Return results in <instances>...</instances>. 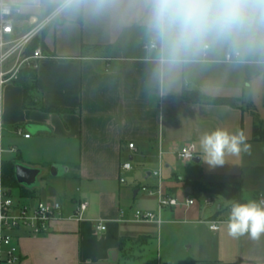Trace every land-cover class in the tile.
I'll return each mask as SVG.
<instances>
[{"label":"crops","instance_id":"0c3cea01","mask_svg":"<svg viewBox=\"0 0 264 264\" xmlns=\"http://www.w3.org/2000/svg\"><path fill=\"white\" fill-rule=\"evenodd\" d=\"M7 1L23 10L16 17L15 38L29 30L30 18H44L63 5L62 0ZM149 35L139 0H114L101 8L65 7L34 40L36 49L47 57L36 67L34 102L24 108L23 88L16 82L4 88V144L6 149L16 148L17 154L6 152L0 161H15L12 158L16 157L17 163L40 170L64 166L68 169L65 177L75 184L64 198L65 218L54 221L48 233H15L20 264H264V234L257 239L248 234L233 237L226 224L218 232L209 230L207 221L228 218L222 205L204 220L192 212L200 204L190 211L164 209L162 223H152L159 228L158 240L131 228L143 224L133 221L134 202L144 195L143 187L158 184L153 172L160 162L166 169L164 192L179 199L199 201L205 196L194 192L192 183L239 187L245 202L263 198L264 193V61L245 57L242 64H228L225 57L231 49L216 47L183 65L162 87L154 77L149 49L144 48ZM185 91L234 103L185 101ZM42 105L62 112H42ZM18 128L30 137L17 136ZM217 128L243 131L251 148L240 156H226L222 167L210 168L201 159L199 139ZM186 147L199 161L194 167L193 161L182 163L177 158ZM126 161L137 167L129 172L136 181L132 187L127 181L120 183V166ZM179 163L193 174L191 181L181 176ZM148 197L155 200V208L141 211H157V198ZM16 198L41 200L36 191L34 197L21 199L17 194ZM81 202L88 204V210L78 222L71 216ZM166 213L180 218L175 222L179 226L197 223L207 227L209 235L194 234L199 230L196 227V231L181 234L182 244L169 240L166 247L169 235L162 231ZM100 224L105 231L98 230ZM140 237L151 240L145 246L137 242L121 246V239ZM154 241L156 258L149 255Z\"/></svg>","mask_w":264,"mask_h":264},{"label":"clouds","instance_id":"9594fccd","mask_svg":"<svg viewBox=\"0 0 264 264\" xmlns=\"http://www.w3.org/2000/svg\"><path fill=\"white\" fill-rule=\"evenodd\" d=\"M114 0H62L64 7L97 8ZM147 17L154 77L163 87L176 72L216 47L230 48L238 58L264 61V0H139ZM201 159L210 168L222 167L225 157L240 156L251 145L243 131L217 128L199 139ZM231 204L224 222L230 236L264 234V198ZM101 227L103 225L101 224Z\"/></svg>","mask_w":264,"mask_h":264},{"label":"built area","instance_id":"2783aa9c","mask_svg":"<svg viewBox=\"0 0 264 264\" xmlns=\"http://www.w3.org/2000/svg\"><path fill=\"white\" fill-rule=\"evenodd\" d=\"M64 5L56 9L51 14L41 19L30 18L28 20L30 28L21 37L15 38L16 17L23 15L22 7L7 0H0V160L4 153L17 154L14 147L4 149L5 125L2 121V96L4 88L18 80L19 74L24 68L36 69L40 60L46 59L40 49H36L32 54L26 55L25 52L29 45L54 21L62 11ZM144 48L149 49V43L144 44ZM225 63L239 65L244 63L242 58H238L231 50L226 54ZM15 134L19 137L28 139L30 135L24 134L21 128L16 129ZM129 149L135 150L134 144H129ZM177 158L182 163L192 162L195 154L189 149L184 148L177 153ZM161 161V153H160ZM0 161V166H1ZM163 164L160 162L159 170L153 173L158 184L153 188L143 187L142 192L150 197H156L158 201V210L152 211H134L133 221L137 223H162V211L184 207L190 209L198 204L208 206L212 204L216 197L205 195L201 200L196 198H184L168 195L163 189L162 179ZM133 169L130 161H126L120 166V183H125L124 175ZM262 198L255 199L259 201ZM231 204L224 207L227 215L230 212ZM88 210V204L81 202L71 219L81 222L85 219V213ZM64 206L57 200H35L21 201L14 194L8 191L2 183L0 173V264H20V249L17 243L15 233L26 231L30 235H42L50 231L51 225L56 220L65 218ZM124 213L121 214L123 219ZM228 218H218L207 221L206 224L211 232H218ZM105 227L98 226V230L105 231Z\"/></svg>","mask_w":264,"mask_h":264},{"label":"rangeland","instance_id":"374dc122","mask_svg":"<svg viewBox=\"0 0 264 264\" xmlns=\"http://www.w3.org/2000/svg\"><path fill=\"white\" fill-rule=\"evenodd\" d=\"M31 85V83L29 84ZM33 92V91H32ZM35 96V95H34ZM33 96V97H34ZM4 149H6L5 144H4ZM41 152V154L43 153V151H39ZM6 154H3L4 158H6L7 156H5ZM3 158V159H4ZM14 160H18L16 157L12 158ZM178 167V171H180L181 176H183V178L185 180L191 181L189 179H193V174L191 172H189L188 170L182 169L181 168V164L179 163L177 165ZM196 166V164L193 162L192 167ZM137 167L135 165H133V173L135 172V170ZM159 170V166H157L156 171ZM163 173H162V177L164 172L166 171L165 168H163ZM154 173V172H153ZM65 174H62L58 177H54L50 174V170L49 168H43L41 169V174L38 177L37 181H38V187L36 188V194L38 195V197L43 200H57L59 202H61L62 204H65L66 201H64V198L66 196H68L69 194H71L73 192V190L75 189V184L73 182H69L68 178L65 177ZM125 181H127V185L129 187L134 186L135 184V179H134V175L132 173H126L125 176ZM142 178H145V174H142ZM143 183V181H142ZM14 196H17V192L15 191ZM263 198H264V193L262 194ZM201 197V196H200ZM134 206H133V211H137V210H142V209H154L155 208V200L149 198L146 194H140L138 201L134 202ZM224 206L226 207L228 205V202L225 201L224 199L217 197L216 200L208 205V206H204L201 204L200 209H194L192 212L194 213V215H196L197 217L201 218V220L207 219L209 217H211L212 215H214L217 210L219 209V206ZM182 207V206H180ZM191 209V208H190ZM190 209L188 211H190ZM180 218H178L175 214L174 215H170L169 213H166L163 215V221H164V227H162V231H164V233L167 234L168 238L165 239V246L167 247L168 244L167 242H169V240L175 241L178 244H182L183 241L179 240V237L181 236V234L186 235L187 232H193V230H195L196 227H199V230L195 233H199L201 235H209V231L207 227L204 226H198L197 223H193V224H184L182 226H179L181 224H176L175 222H179ZM172 221L169 224L172 225H167L168 221ZM186 221H189V219H186ZM192 227V228H191ZM131 228L135 231H139L141 232L143 235H148V236H152L154 238H157L158 240V236H159V228L152 223H143V224H138V225H133L131 226ZM196 231V230H195ZM193 234V235H194ZM187 237V236H184ZM164 246V247H165ZM150 252H153V254H149L150 256H155L156 258V253H157V241L152 242L151 246L149 247ZM129 256L131 257H135L136 253L135 252H129Z\"/></svg>","mask_w":264,"mask_h":264},{"label":"trees","instance_id":"16d2710c","mask_svg":"<svg viewBox=\"0 0 264 264\" xmlns=\"http://www.w3.org/2000/svg\"><path fill=\"white\" fill-rule=\"evenodd\" d=\"M36 50V44L33 41L27 48L25 54L30 55ZM37 74L36 69L24 68L19 74V78L16 81L18 85L23 88L24 92V108H29V106L34 102V92L36 90ZM31 83V85H29ZM33 91V92H32ZM183 99L185 101H192L193 99H198L209 104L215 105H232L234 102L231 99L226 98H213L208 99L199 93L185 91L183 94ZM40 110L45 113H60V109L46 107L44 105L40 106ZM15 161H2L0 166V173L2 178L3 186L10 191L12 194L16 191L21 199L34 197L35 190H29L18 184L15 178V165L18 164ZM191 189L199 194L203 195H213L215 197H220L227 201L235 200L239 203H246L244 200L243 193L239 187L225 185L222 183H211L209 185H202L198 183H192ZM151 239L149 237H140L138 239H121V246L123 247L127 242H137L143 246L147 245Z\"/></svg>","mask_w":264,"mask_h":264},{"label":"water","instance_id":"95a60500","mask_svg":"<svg viewBox=\"0 0 264 264\" xmlns=\"http://www.w3.org/2000/svg\"><path fill=\"white\" fill-rule=\"evenodd\" d=\"M39 130H43V129H39ZM193 162L198 163L199 161L195 158ZM67 171H68L67 167L55 165L51 167L50 174L54 177H58L61 175V173L65 174ZM40 174H41L40 169H33L20 163L15 165V178L18 184L29 190H33L38 187L37 179L40 176ZM116 256H117L116 253L112 255L113 261L115 260L114 258Z\"/></svg>","mask_w":264,"mask_h":264}]
</instances>
